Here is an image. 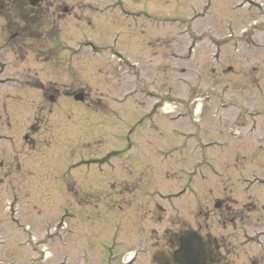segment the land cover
<instances>
[{
	"label": "rangeland",
	"instance_id": "1",
	"mask_svg": "<svg viewBox=\"0 0 264 264\" xmlns=\"http://www.w3.org/2000/svg\"><path fill=\"white\" fill-rule=\"evenodd\" d=\"M26 1L0 0L3 28L12 35L19 21L31 35L0 51L15 75L0 86V164L15 167L22 195L19 217L0 182V264H122L136 251L133 264H150L196 226L222 247L218 263L264 264V0H82L81 11L79 0H45L43 18L22 13ZM44 18H64L45 40L33 31ZM42 83L86 87L90 106L61 94L36 113ZM136 189H187L182 212L177 200L133 206L140 194L127 207ZM211 199L248 215L230 226L214 205L204 213Z\"/></svg>",
	"mask_w": 264,
	"mask_h": 264
},
{
	"label": "flooded vegetation",
	"instance_id": "2",
	"mask_svg": "<svg viewBox=\"0 0 264 264\" xmlns=\"http://www.w3.org/2000/svg\"><path fill=\"white\" fill-rule=\"evenodd\" d=\"M38 1H39V3L37 5H35V6L29 5L28 1H26L28 3L24 2L25 5L21 6V8H22L21 12L24 13L23 9H26L29 12H32V16H35L36 18H39V17L43 18L45 16H48V12H45V11L42 12L41 10L42 9L46 10L47 9V5L49 3H47V1H45V0H38ZM78 7L80 9L81 6L79 5ZM3 10H4V7H3V5L0 4V21H1L0 32L3 33L1 35V38H0V43H2V45H0V51L3 48H5L6 45H7V43H6V38L7 37H9V41L12 42V40L19 39L20 37H21V40H22L24 37H27V35H28L24 31L20 32L19 28L16 27V26L14 28V31L12 32L13 33L12 35L10 33L11 32L10 30H6V27L3 28V26H4V23H3L4 17H3V13H2ZM62 10H63V13H68V10H66V8H62ZM16 18H19L18 15H16ZM47 20H48L47 18L41 19V26H42V24H49L47 22ZM17 23L20 24L19 21H17ZM11 25L9 24V26H11ZM21 34H22V36H21ZM12 187L15 188V189H18L16 187L15 183L12 185ZM63 189L66 190L65 188H63ZM136 190H134V193H131L130 199L128 200V206L127 207L131 206V204H133V202L136 201L137 197H136L135 194H140V199H142V198L146 199L147 197L151 198V196H149V194L144 193L141 190L140 191H138V190L136 191ZM66 195H69V194L66 193V192L64 193L62 190L61 191L60 190H56V196H59V198L62 197V201H64L65 205H69V202L66 200ZM140 199H138V200H140ZM161 199H164V196L159 195V200H161ZM215 200L216 199H211L210 201H208L207 208H205L206 212H204V213L209 212V208L211 207V205H214L213 206V208L215 209L214 212H218V213L221 212L220 217L224 219V223L225 222H229L231 224L230 226L236 225L238 223V221H241L244 217H247V215H248L247 212L241 210V214H240L241 218H239L238 215H236V211H233V209L230 208V206H227V204L225 202H222V201L218 202V201H215ZM135 204L137 206L144 205V207H146L148 205L146 201L145 202L143 201V199L141 200L140 203H138V202L134 203L133 206H135ZM158 204H159L158 201H155V203H153L152 205H155L156 206L155 208H157L160 211L164 210V208H162L161 206H158ZM216 206H217V209L215 208ZM148 217H150V220L152 221L153 217L150 216V211L148 212ZM195 230L197 231V233L204 235L203 244H204L205 251L208 254V264H220L216 260L215 256L219 254L218 252L220 250H222V247L220 245H216L215 246L214 243H213L214 238L213 239L211 237L208 238L207 235L203 233L202 229L199 226H196ZM168 243H169V246H173L171 240H169ZM213 252H215L216 254H214ZM254 262H251V263L254 264ZM230 264H233V263L230 262ZM234 264H241V263L234 261ZM245 264H248V262L245 263Z\"/></svg>",
	"mask_w": 264,
	"mask_h": 264
},
{
	"label": "water",
	"instance_id": "3",
	"mask_svg": "<svg viewBox=\"0 0 264 264\" xmlns=\"http://www.w3.org/2000/svg\"><path fill=\"white\" fill-rule=\"evenodd\" d=\"M181 251L178 254L180 261L183 264H198L199 261L204 263L205 254L202 251V246L200 240L196 234H191L189 232L185 233L182 237ZM163 256L159 255L155 259H162Z\"/></svg>",
	"mask_w": 264,
	"mask_h": 264
}]
</instances>
